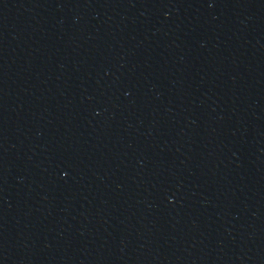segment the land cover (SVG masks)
<instances>
[{
	"label": "water",
	"instance_id": "water-1",
	"mask_svg": "<svg viewBox=\"0 0 264 264\" xmlns=\"http://www.w3.org/2000/svg\"><path fill=\"white\" fill-rule=\"evenodd\" d=\"M0 264H264V0H0Z\"/></svg>",
	"mask_w": 264,
	"mask_h": 264
}]
</instances>
